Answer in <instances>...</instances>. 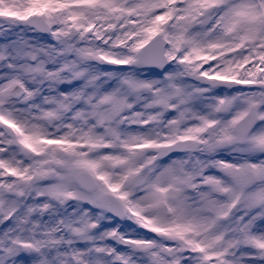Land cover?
<instances>
[{
    "label": "snow or ice",
    "instance_id": "snow-or-ice-1",
    "mask_svg": "<svg viewBox=\"0 0 264 264\" xmlns=\"http://www.w3.org/2000/svg\"><path fill=\"white\" fill-rule=\"evenodd\" d=\"M0 264H264V0H0Z\"/></svg>",
    "mask_w": 264,
    "mask_h": 264
},
{
    "label": "rangeland",
    "instance_id": "rangeland-1",
    "mask_svg": "<svg viewBox=\"0 0 264 264\" xmlns=\"http://www.w3.org/2000/svg\"><path fill=\"white\" fill-rule=\"evenodd\" d=\"M130 223V222H129ZM127 226V225H126Z\"/></svg>",
    "mask_w": 264,
    "mask_h": 264
}]
</instances>
